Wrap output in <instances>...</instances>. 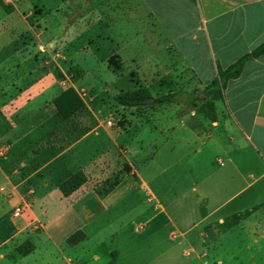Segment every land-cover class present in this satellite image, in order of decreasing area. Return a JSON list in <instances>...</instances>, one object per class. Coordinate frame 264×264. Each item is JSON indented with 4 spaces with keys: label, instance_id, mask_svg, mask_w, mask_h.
Masks as SVG:
<instances>
[{
    "label": "rangeland",
    "instance_id": "obj_1",
    "mask_svg": "<svg viewBox=\"0 0 264 264\" xmlns=\"http://www.w3.org/2000/svg\"><path fill=\"white\" fill-rule=\"evenodd\" d=\"M4 1L12 4L14 11L6 14L0 8V264H71V260L75 264H107L113 254L114 264L206 261L182 257L177 250L166 255L165 238L175 230L166 224L157 204L163 206L172 201V212L178 211L180 189L191 186L184 158L193 155L197 146L190 140L188 145L177 144L190 139L183 131L172 138L171 144L157 133L162 136L167 130V123H162L164 118L172 122L187 117L192 130L208 135L212 123L208 117L211 108L216 107L212 96L184 85L180 90L188 95L181 102L135 109L120 107L112 95L135 91L129 80L136 75L126 76L130 63H126L121 74L122 63L111 51L131 46L135 48L133 52L126 50L121 55L132 53L146 64L166 66L174 55L162 50L167 42L157 26L152 32L143 14L118 13L107 30L96 26L84 34L81 32L86 29L81 24L70 28L69 1ZM95 3L96 0L93 7ZM96 15L90 12L86 20L93 22ZM185 27L188 30L191 25ZM67 88L76 91L84 108L62 121L52 101ZM82 138L78 151H73L70 158L55 159L49 153L43 156L48 162L43 165L42 176L34 182L35 196L28 177L33 173L39 176L38 163L8 162V145L10 160H18L27 148L31 156L52 150L58 153ZM156 150L161 151L155 154ZM80 169L88 178L82 194L92 193L113 203L128 187H141L140 174L156 198L152 194L133 195L108 213L94 203L96 197L70 204L60 196L56 183ZM39 205L49 208L47 221L40 216ZM28 213L42 217L46 223L42 233L43 223L28 218ZM51 214L56 219L48 223ZM21 221L24 223L17 225ZM148 221L151 224L146 227ZM82 224L87 240L77 247L68 246L62 240L64 235ZM143 226L144 231H140ZM30 233L28 239L35 251L26 257L16 256L14 248ZM243 255L227 264H250ZM257 257L256 263L264 264V255Z\"/></svg>",
    "mask_w": 264,
    "mask_h": 264
},
{
    "label": "crops",
    "instance_id": "obj_2",
    "mask_svg": "<svg viewBox=\"0 0 264 264\" xmlns=\"http://www.w3.org/2000/svg\"><path fill=\"white\" fill-rule=\"evenodd\" d=\"M68 1L70 28L81 24L86 29L81 32L84 34L96 26L107 30L118 13L129 16L141 13L150 22L152 32L158 27L167 42L162 50L174 55L166 66L162 67L157 62L146 64L132 53L126 57L121 55L126 50L133 52L135 48L131 46L125 49L116 47L111 51L122 63L121 74L126 63L131 64L126 76L129 77L130 73L136 75L134 80H129L133 90L147 89L153 97L184 91L180 90L184 85L204 90L217 78L219 68L226 69L264 43V0H96L94 7V0H55L58 4ZM90 12L97 14L93 22L86 20ZM189 24L191 28L187 30L185 26ZM162 90L166 92L162 93ZM215 108L216 120L211 123L208 135L192 130L187 117H179L172 122L164 118L162 123H167L164 127L167 130L162 136L157 133L158 137L166 138V142L171 144L173 137L183 131L190 139L177 144L188 145L190 140L197 146L193 155L184 158L185 174L191 186L180 189L178 211L172 212V201L163 206L157 204L156 209L162 213L166 224H171L175 230L165 238L166 255L177 250L182 257L206 260L202 264H227L243 253L250 264H257V255H264V56L244 64L240 76L228 82ZM36 110L42 112L47 109ZM166 113L169 114V110ZM24 121L9 129L8 134ZM83 139L58 153L53 150L37 153L32 155L34 158L27 153V148L23 152L26 156L21 154L18 160H10L11 147L8 145V162L38 163L36 172L39 176L33 173L28 177L35 196L34 182L42 176L43 165L48 162L43 156L49 153L55 159L61 156L70 158ZM160 151L156 150L155 154ZM139 177L141 187H128L113 203H107L102 196L92 193L82 194L88 178L70 197L63 198L59 194L71 201L70 204H80L89 197L97 198L94 203L108 213L133 195H153L140 174ZM32 203L38 204V201L32 199ZM39 210L40 216L47 221L49 208L39 205ZM29 217L39 221L42 218L32 213H28ZM50 217L48 223L56 219L52 214ZM44 221H41L40 233L46 228ZM22 223L24 221L17 225ZM150 224L148 221L146 227ZM77 228L71 234L82 231L86 236L82 244L87 240L84 224ZM144 229L143 226L140 231ZM140 231L136 230L137 233ZM71 234L64 235L62 240L66 243ZM30 235L32 233L27 234L23 242L29 241ZM15 248L14 253L19 256ZM73 262L71 260V264H75Z\"/></svg>",
    "mask_w": 264,
    "mask_h": 264
},
{
    "label": "trees",
    "instance_id": "obj_3",
    "mask_svg": "<svg viewBox=\"0 0 264 264\" xmlns=\"http://www.w3.org/2000/svg\"><path fill=\"white\" fill-rule=\"evenodd\" d=\"M0 8L6 13L11 14L14 11L13 6L5 3L4 0H0ZM264 56V43L253 49L250 53L241 57L238 61L227 67L226 69H218L217 78L204 90L210 96L214 102L221 100L222 93L225 90L227 84L231 80L237 79L244 67V64L253 59H257ZM116 68L120 66L115 65ZM187 92L179 91L175 93H169L166 95L153 97L147 89H138L131 92L120 93L113 99L114 102L123 108H138V107H151L163 104H172L174 102H181L186 98ZM52 105L56 110L57 117L64 121L73 117L78 111L84 108V103L77 95L73 88H67L52 101ZM215 107L211 108V114L208 119L211 122L216 120L214 114ZM87 181V177L82 170H78L71 174L66 180L59 183L57 189L63 198L70 197L74 192L79 190ZM86 238L82 231H76L66 239V244L70 247H76ZM34 245L30 241H25L15 248L17 255L26 257L34 252ZM107 264H114L115 255Z\"/></svg>",
    "mask_w": 264,
    "mask_h": 264
},
{
    "label": "built area",
    "instance_id": "obj_4",
    "mask_svg": "<svg viewBox=\"0 0 264 264\" xmlns=\"http://www.w3.org/2000/svg\"><path fill=\"white\" fill-rule=\"evenodd\" d=\"M14 1H17V0H14ZM19 212H20V210L17 209L15 214L18 215Z\"/></svg>",
    "mask_w": 264,
    "mask_h": 264
}]
</instances>
